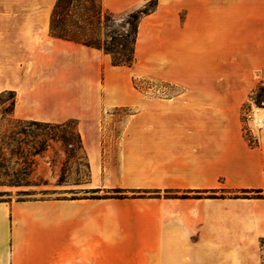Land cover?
I'll return each mask as SVG.
<instances>
[{"label": "crops", "instance_id": "1", "mask_svg": "<svg viewBox=\"0 0 264 264\" xmlns=\"http://www.w3.org/2000/svg\"><path fill=\"white\" fill-rule=\"evenodd\" d=\"M57 1L0 0V93L16 91V118L76 120L86 192L152 196L0 199V264H261L264 198L164 194L264 189V137L252 146L243 128L264 83V0H156L132 66L54 37ZM101 1L128 14L152 0ZM137 77L180 91L145 94ZM118 108L129 112L114 141Z\"/></svg>", "mask_w": 264, "mask_h": 264}, {"label": "rangeland", "instance_id": "2", "mask_svg": "<svg viewBox=\"0 0 264 264\" xmlns=\"http://www.w3.org/2000/svg\"><path fill=\"white\" fill-rule=\"evenodd\" d=\"M101 0H84L77 9L84 13L87 9L99 10ZM153 3L149 4V7ZM105 15L112 20L108 26L100 27L94 23L93 28L101 41H111L110 35L117 40L122 34L131 31L128 21L130 14H114L104 8ZM120 48V46H119ZM136 87L145 94L154 96H171L180 89L169 83L146 77H137ZM253 95V94H252ZM9 95L4 97L6 103L0 104V112L10 104ZM264 110V100L261 104L252 99L243 108V128L245 135L260 144L258 135L264 137V126L257 123L258 110ZM127 108L114 109L112 120L107 124L115 127L114 141L120 137ZM253 114L249 118L248 114ZM1 118V115H0ZM257 132V134L255 133ZM49 150V151H47ZM89 181L87 158L78 144L76 123L72 120L65 125L35 123L24 119L22 122L7 117L0 128V199L11 197H81L87 195L120 194L121 192H86L84 187ZM132 194V192H126ZM229 195V193H226ZM261 264H264V240L262 241Z\"/></svg>", "mask_w": 264, "mask_h": 264}, {"label": "trees", "instance_id": "3", "mask_svg": "<svg viewBox=\"0 0 264 264\" xmlns=\"http://www.w3.org/2000/svg\"><path fill=\"white\" fill-rule=\"evenodd\" d=\"M84 0H58L51 18V33L54 37L73 41L79 44H83L89 47L97 48L103 50L105 53L109 54L112 58V64L115 66H132L136 62V43L138 40V31L141 18L150 12H152L157 5L156 0L150 1L145 7L140 8L136 11L130 12V20L128 21L131 26V31L123 33L122 39L119 41L115 35L111 36V41L107 40L103 43L97 35L96 31L93 28L94 23L98 27L101 25L108 26V21L112 20L108 15L104 13V6L101 1L100 9L93 10L87 9L84 13H78L77 9ZM153 3L149 7V4ZM109 11V10H108ZM120 46V48H119ZM137 85V83H135ZM9 95L10 104L8 107H4L0 112V128L3 126V121L10 117L17 122H22L24 119H19L14 116V110L17 102V93L16 91H5L0 93V104L6 103L4 97ZM252 99L257 104H261L264 100V83L260 84L258 88L254 91ZM76 123V120H72ZM35 123H40L42 121L34 120ZM68 122V121H67ZM46 124H53L49 122H42ZM57 124V123H54ZM65 123H60L59 125H65ZM78 144L80 148L82 147L81 135L77 132ZM248 142L252 146H257L259 143L257 140H253L246 136ZM101 189H93V192H98ZM110 191V190H108ZM121 192L120 194L110 193L107 196L114 198H128V197H143V196H152L151 190L145 189H133L130 190L132 194H128V189L124 188H113L110 192ZM157 192H160L157 190ZM194 195H189L187 193H180L177 190H165V197H209V198H264V189L263 188H240V189H210L205 191H196ZM226 193H229L227 195ZM157 196H162L161 193H157ZM91 197H102V195H91Z\"/></svg>", "mask_w": 264, "mask_h": 264}, {"label": "bare ground", "instance_id": "4", "mask_svg": "<svg viewBox=\"0 0 264 264\" xmlns=\"http://www.w3.org/2000/svg\"><path fill=\"white\" fill-rule=\"evenodd\" d=\"M257 119L264 120V110L263 109L258 110ZM262 126H264V123Z\"/></svg>", "mask_w": 264, "mask_h": 264}, {"label": "built area", "instance_id": "5", "mask_svg": "<svg viewBox=\"0 0 264 264\" xmlns=\"http://www.w3.org/2000/svg\"><path fill=\"white\" fill-rule=\"evenodd\" d=\"M248 116H249V118H252V117H253V114L249 113ZM257 123H258L260 126H262L263 123H264V120L257 119Z\"/></svg>", "mask_w": 264, "mask_h": 264}]
</instances>
